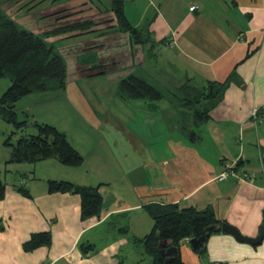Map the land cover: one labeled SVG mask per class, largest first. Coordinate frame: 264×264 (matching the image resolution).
Instances as JSON below:
<instances>
[{
	"label": "crops",
	"instance_id": "obj_1",
	"mask_svg": "<svg viewBox=\"0 0 264 264\" xmlns=\"http://www.w3.org/2000/svg\"><path fill=\"white\" fill-rule=\"evenodd\" d=\"M192 5L198 8L192 11ZM124 10L145 39L134 44L129 34L119 35L116 51L129 55L127 76L146 80L163 97H122V115L116 116L99 112L82 88L81 80H97L106 72L81 69L79 77L69 79L65 90L70 99L85 106L79 121L71 119V132L63 130L84 162L78 167L24 162L13 172V180L5 181L0 264H153L142 241L154 226L146 210L149 204L210 208L243 235L260 233L264 0H124ZM111 31L121 34L114 27ZM228 79L213 99H187L209 83ZM2 152L9 160L12 148ZM233 160L252 179L218 180ZM51 179L100 185V215L82 219L80 196L49 192ZM20 186L29 194L20 192ZM41 233H49L50 243L29 247L32 237ZM190 239L180 245L185 264H264V238L259 244L243 242L221 228L207 237L206 256ZM158 244L166 247L171 242Z\"/></svg>",
	"mask_w": 264,
	"mask_h": 264
},
{
	"label": "trees",
	"instance_id": "obj_2",
	"mask_svg": "<svg viewBox=\"0 0 264 264\" xmlns=\"http://www.w3.org/2000/svg\"><path fill=\"white\" fill-rule=\"evenodd\" d=\"M37 2L39 1L36 0L35 3ZM111 10L116 23L109 28L114 27L117 31L128 33L133 43L134 40L137 43L145 42L142 33L129 21L124 10V0H113ZM87 22V27H93L95 24L93 20ZM74 26L77 28L81 24ZM134 35L138 38H134ZM44 39L41 34L21 28L13 18L4 13L0 6V79L7 78L11 83L0 100V115L18 129H23L30 122L27 119H19L15 111V104L20 98L32 92L63 90L67 87V64L54 47L49 46ZM103 73L104 70H99L96 74ZM228 82L229 79L224 83H209L203 91H200L203 98H200V95H196L197 97L188 95L187 99L190 102L213 99ZM117 94L121 98L158 100L163 97V93L155 86L134 74L120 81ZM31 124L37 128V133L23 135L13 143H9V140L5 142L12 148L9 162L36 163L54 158L66 166L78 167L83 164L84 156L72 145L65 132L57 126L39 123L37 120ZM18 188L24 195L29 194L24 186ZM6 190L7 185L0 177V200L5 197ZM48 190L52 193L78 194L81 199V216L84 220L101 213L103 195L100 185L85 186L69 180L51 179L48 181ZM146 210L154 219V226L142 241L146 252L153 257V264H164L167 258L166 251L170 248L172 254L169 264H185L180 250L182 240L199 238L207 227L224 224L210 208L199 210L193 206L182 207L180 204L171 203L149 204ZM220 229L212 228L209 230V235ZM160 240H170L171 244L160 247L158 244ZM49 243V233H41L34 235L28 246L32 248ZM199 253L201 256H206V247L203 246Z\"/></svg>",
	"mask_w": 264,
	"mask_h": 264
},
{
	"label": "rangeland",
	"instance_id": "obj_3",
	"mask_svg": "<svg viewBox=\"0 0 264 264\" xmlns=\"http://www.w3.org/2000/svg\"><path fill=\"white\" fill-rule=\"evenodd\" d=\"M37 1L39 2L35 3L36 0H0V6L4 13L13 18L21 28L41 34L46 43L54 47L67 64L68 81L70 78L79 77L81 69L82 71L90 70V72L104 70L106 73L102 78L81 80L84 83L82 87L84 90H82L94 99V105L99 112L107 111V113L121 116L122 99L116 95L117 86L122 79L130 76H127V71L131 68L125 71L129 55L126 52L123 54L122 49L116 51V46L121 42L119 35L128 33H113L112 28L108 27L116 23L111 10L113 0ZM89 17L96 21L94 26H91L92 28L86 26L87 21L91 20L88 19ZM74 24H81V26L75 28ZM90 28L92 30L88 32ZM134 38H138L137 35H134ZM134 44H139V42L134 40ZM10 84L9 79H0V100ZM63 90L62 92L53 89L45 95L42 94L44 92H32L20 98L15 104V111L19 119L30 121L23 129L15 128L11 122L0 115V149H2L0 150V177L4 182L13 180V172L15 173L18 167L25 165L24 162H9L3 157L2 151L9 150L10 147L5 142L9 140V143H13L23 135L37 133V128L31 124L35 121L34 116L39 123L54 125L61 131L65 129L71 132L69 129L72 124L71 119L77 122L83 115L85 103L76 104L70 99L69 91ZM196 95L203 98L200 92ZM102 98L104 100L100 101L99 99ZM42 161L40 165L50 167L59 163L54 158ZM38 172L42 170L38 169ZM39 174L41 173H38L36 178H39Z\"/></svg>",
	"mask_w": 264,
	"mask_h": 264
},
{
	"label": "water",
	"instance_id": "obj_4",
	"mask_svg": "<svg viewBox=\"0 0 264 264\" xmlns=\"http://www.w3.org/2000/svg\"><path fill=\"white\" fill-rule=\"evenodd\" d=\"M212 228H214V227L209 226L205 229L204 234L201 237L190 239V243L192 244V246L195 250L199 251L204 246V243H205L207 237L209 236V230H211ZM221 228L224 232L233 234L234 236H236V238L238 240L243 241V242H248V243H252V244H259L264 238V224L262 225V227L260 229L259 235L256 237L245 236L239 231V229H237L236 227H234L228 223H224L221 226ZM171 254H172V248H170L166 251L167 258H166V261L164 264H169Z\"/></svg>",
	"mask_w": 264,
	"mask_h": 264
},
{
	"label": "built area",
	"instance_id": "obj_5",
	"mask_svg": "<svg viewBox=\"0 0 264 264\" xmlns=\"http://www.w3.org/2000/svg\"><path fill=\"white\" fill-rule=\"evenodd\" d=\"M198 7L197 5H192L190 10L194 11ZM173 46L174 43H171ZM238 160H233L225 165V169L217 176L218 180H227L230 177H237L240 181H249L252 179V175L250 173L244 172L239 169Z\"/></svg>",
	"mask_w": 264,
	"mask_h": 264
}]
</instances>
